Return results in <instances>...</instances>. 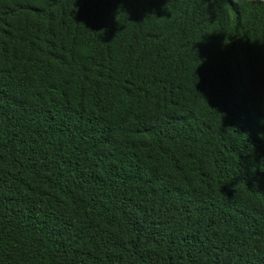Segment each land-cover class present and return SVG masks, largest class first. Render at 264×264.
<instances>
[{"label":"trees","instance_id":"obj_1","mask_svg":"<svg viewBox=\"0 0 264 264\" xmlns=\"http://www.w3.org/2000/svg\"><path fill=\"white\" fill-rule=\"evenodd\" d=\"M0 264H264V0H0Z\"/></svg>","mask_w":264,"mask_h":264}]
</instances>
